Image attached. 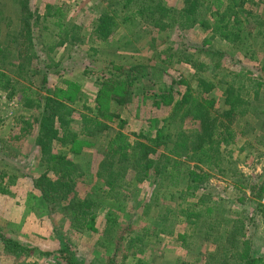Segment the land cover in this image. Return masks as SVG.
<instances>
[{
    "label": "rangeland",
    "instance_id": "rangeland-1",
    "mask_svg": "<svg viewBox=\"0 0 264 264\" xmlns=\"http://www.w3.org/2000/svg\"><path fill=\"white\" fill-rule=\"evenodd\" d=\"M121 1L0 0V44L11 53L8 74L16 80L14 89L0 90V234L18 241L29 251L19 257L10 255L4 252L0 241V264H58L57 253L63 245L68 246L73 259L85 264H135L140 259L146 264H203L216 247L195 234L183 244L180 235L190 236L193 231L172 213L181 205L196 202L202 194L209 195L207 202L220 203L226 215L248 218L245 237L251 242L252 256L261 258L258 264H264V190H258L264 180V146L256 143L264 118L263 87L252 111L240 123L231 125L237 136L232 145L223 148L232 162L222 166V173L195 169L187 163L181 166L186 173L173 187L167 186V181L161 184L149 171L141 182L133 181L118 201L106 197L98 173L106 136L120 132L133 141L135 134H141L143 138L137 140L148 145L157 140L159 153H166L165 137L169 133L197 130L190 118L173 119L171 108L162 102V93L171 92L176 97L177 92L183 93L187 87L196 89L195 72L182 58L192 56L196 61H211L210 70L201 76L215 83L230 82L240 70L264 80V37L257 34L264 27H256L258 21H264L263 6L255 5L257 0H249L244 6L252 12L248 19L243 15L245 31L251 34L237 47L212 39L198 27L188 30L175 27L157 33L139 25L130 31L119 30L105 43L96 40L92 36L94 23L109 5ZM181 2L163 0L167 8L175 10L181 7ZM46 6L60 8V25H53L58 17L43 18ZM27 23L32 29L30 34L25 28ZM64 37L68 38L66 43L56 46ZM123 40L126 44H121ZM206 51H222L225 55L218 61L206 55ZM34 53L38 61L34 60ZM47 65L51 66L48 70ZM133 67L139 69L129 80V89L122 99L119 95L124 91L119 87L118 74L120 69ZM19 68L24 70L16 78ZM42 73L47 74L44 86ZM46 89L49 96L73 110L71 126L76 132L81 114L92 113L103 126L93 137L80 136L62 149L87 174L75 184L74 192L81 198L97 196L100 202L92 228L84 232L74 229L70 212L59 205L47 206L35 186V179L44 172L39 149L34 145L35 126L25 138L16 139L21 132V118L33 123L41 110L25 108L24 96L34 98ZM99 94L104 96L98 97ZM113 96L121 101L108 102ZM208 99L214 101L212 113L216 111L219 115L224 109L221 88L217 86ZM156 100L161 102L155 105ZM121 121L125 122L123 129H119ZM58 146L54 144V150ZM202 173L209 176L203 189L194 198H179L180 194H187ZM253 185L257 189L251 192ZM107 216L116 219L120 228L112 234L111 243L102 235ZM157 216H167L171 228L157 237L151 236V230L144 234V228L151 229ZM136 235L142 239L137 243L141 252L126 251L119 238Z\"/></svg>",
    "mask_w": 264,
    "mask_h": 264
},
{
    "label": "trees",
    "instance_id": "trees-1",
    "mask_svg": "<svg viewBox=\"0 0 264 264\" xmlns=\"http://www.w3.org/2000/svg\"><path fill=\"white\" fill-rule=\"evenodd\" d=\"M248 1L182 0L181 7L175 10L167 8L163 0H122L117 3L118 5H114L115 7L112 4L109 5L108 10L98 18L93 25L92 36L105 43L119 30L130 31L139 25L157 33L175 27L179 30L198 27L202 31L208 32L212 39L216 38L237 47L243 45L251 34L249 31L246 33L247 28L243 19V15L247 19L252 17V12L244 8ZM254 4L263 6L264 15V0H257ZM59 12L60 8L46 6L43 18H56ZM59 21L60 18L53 25H60ZM256 27L263 28L264 21H258ZM25 28L27 34H30L32 29L29 23ZM257 34L264 37V30H258ZM67 39L61 38L56 46H62ZM120 42L126 44L123 43L124 40ZM28 45L30 46L28 50H31V38L28 40ZM8 50L7 46L0 44V90L2 91L14 89L16 83V80L8 74V67L11 65L7 62L8 56L11 55ZM205 54L211 58H217L218 61L225 55L222 51H206ZM33 58L38 61L35 53ZM182 61L194 70L196 89L192 91L187 87L185 92H177L176 97L171 92L162 93V102L171 108L170 116L173 119L190 118L196 124L197 130L189 133L182 130L173 134L169 133L165 137L168 146L166 153H159L157 140H151L152 145L137 140V138H143L141 134H135L136 139L133 141L120 132L113 137L106 136L105 138L108 140L98 164V173L102 176L103 182L100 186L103 187L107 198L118 201L121 194L133 181L141 182L149 171L161 184L167 181V186L176 187L180 177L186 173L185 169L181 170V166H185L187 163L193 164L195 169L204 168L208 171L214 170L222 173V166L228 164L229 161L232 162L230 159L228 161V157L224 155L223 151V148H227L235 142L237 136L231 125L236 122L240 123L252 111L254 101L259 99L260 89L264 88V80L253 78L249 71L240 70L237 74L232 75L233 79L230 82L218 80L215 83V81L201 76L210 70L211 61H196L192 56H186V58H182ZM46 67L48 70V67L51 66L47 65ZM138 69V67L120 69L119 87L123 88L124 92L119 97L122 99H125L124 96L129 89V80H133L134 73ZM18 70L20 72L16 78L21 76V71L24 68ZM46 82L47 74L42 73L41 85L44 86ZM217 86L221 88L224 107L219 115L215 114L216 111L212 113L214 101L208 99ZM103 96L99 94L98 97ZM24 97L23 106L25 108L38 107L41 109L39 117L33 123L21 118V132L16 138L17 140L25 138L35 126L34 145L39 149V161L44 167V172L34 181L35 186L47 206H61L63 211L71 213L72 225L76 231H87L92 228L100 202L97 200V196L86 195L81 198L74 192L75 184L82 181L87 174L81 165L68 159L62 149L70 146L80 136L93 137L103 126L92 113H89L91 115L81 114L79 116V132H76L71 126L73 110L61 100L49 96L47 89L37 93L34 98ZM107 101L118 103L121 99L113 96ZM160 102L161 100H156L154 104L158 105ZM262 113L264 115V107ZM124 125L125 122L121 121L119 129H123ZM259 135V137L256 136L258 137L256 143L264 146V118ZM260 140L263 141L260 142ZM54 144L59 145L57 150H54ZM129 176L131 178H128ZM208 179L209 176L202 173L197 182L187 190V194L183 195L182 193L179 198L186 196L194 198L195 193L203 189V185ZM255 189L257 186L253 185L250 191L254 192ZM258 190H264V180ZM171 199H174V196ZM208 199L209 195L202 194L196 202L185 205V207L181 205L177 210H173V215L180 218L193 231L190 236L180 235L183 244H186L188 237L195 234L203 236V240L215 246V253L209 254L203 264H258L262 262L261 258L252 256L251 242L245 237L248 218L228 216L220 203L207 202ZM150 228H144V234L151 230V236L157 237L159 234H166V230L171 228V224H169L167 216H157ZM116 230H120L116 219L107 216L102 235L111 243L112 234ZM169 234L171 233L169 232ZM0 241L4 252L10 255L19 257L22 252H29L18 241L6 238L1 234ZM119 241L124 242L126 251L132 249L133 251L137 250L138 253L141 252L140 246L137 245L142 241L139 235L120 237ZM115 250H118V247ZM57 254L58 264H85L73 259V255L66 245H63ZM135 264L146 263L140 259Z\"/></svg>",
    "mask_w": 264,
    "mask_h": 264
}]
</instances>
